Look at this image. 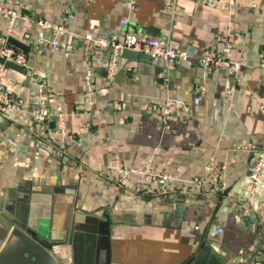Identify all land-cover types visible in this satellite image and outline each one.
Instances as JSON below:
<instances>
[{"label":"crops","instance_id":"0c3cea01","mask_svg":"<svg viewBox=\"0 0 264 264\" xmlns=\"http://www.w3.org/2000/svg\"><path fill=\"white\" fill-rule=\"evenodd\" d=\"M16 1L27 20L18 21L8 38L29 52L25 74L7 68L4 78L21 111L0 130V196L21 187L32 194L35 188H56L74 193L79 213L114 202L116 212L135 215V225L120 226L103 246L90 245V264H186L205 238L221 264H264V171L255 195L246 194L251 164L264 155V120L257 108L264 105V70L258 67L264 55V0H219L220 8L177 0L173 10L164 0H138L131 29L192 56L167 77L157 60L129 64L121 56L111 80L110 53L94 51L83 38L121 41L126 0L0 4ZM39 21L65 29L58 50L47 46L52 34ZM6 29L0 19V36ZM228 41L234 43V58L245 60L248 69L237 76L204 72L197 59L220 52ZM89 70L94 74L91 107L84 85ZM231 88L235 93L228 101ZM163 101L176 103L168 130L152 109ZM34 106L60 109L68 135H59L54 120L36 125L28 115ZM247 144L254 153L236 151ZM211 157L225 168L222 185L213 192L205 184L196 194L190 183L204 176ZM112 159L137 169L149 166L177 181L163 196L157 188L148 197L125 193L107 171ZM170 199L176 205L166 204ZM169 211L178 216H166ZM77 217L83 224L84 215ZM53 254L73 264L78 249L57 247ZM200 261L219 262L209 251Z\"/></svg>","mask_w":264,"mask_h":264},{"label":"built area","instance_id":"2783aa9c","mask_svg":"<svg viewBox=\"0 0 264 264\" xmlns=\"http://www.w3.org/2000/svg\"><path fill=\"white\" fill-rule=\"evenodd\" d=\"M199 1L210 8L221 7V1L219 0ZM137 2L138 0H126L124 6L126 16L119 22V26L125 30L121 41L95 38L90 34L83 38V41L94 51L110 53V60L107 66L110 80L117 74V63L122 51L144 54L152 60L159 61L162 65V74L166 77L170 75L171 68L180 66L192 56L188 50H174L168 44L161 43L156 38L141 36L135 33L130 27V17L137 9ZM176 2L177 0H164L165 8L173 10ZM0 19H3L7 24L6 35L0 36V60L4 61V63H12L26 68V55L8 44L9 34L15 24L18 21L27 20L21 11L20 3L16 1L11 6L0 4ZM37 25L52 34L53 40L47 46L52 50H58L57 39L65 34V29L62 26H56L45 21H39ZM234 47V43L228 41L223 44L220 52L202 55L197 59V62L204 72L222 71L237 76L248 69L249 66L245 60L234 58ZM258 67L264 70V55L261 56ZM6 70V65L0 63V116L10 119L12 114H17L21 111V105L15 101L14 97L4 87ZM30 76L35 78V73L31 72ZM93 77L94 74L91 70L87 71L84 77V85L86 88L85 101L89 107L93 105ZM234 93L235 90L233 88L229 89L226 93V99L228 101L232 100ZM175 104L172 101H163L155 102L152 106V109L157 110L161 114L163 124L167 130L169 129L168 120L171 115V110ZM257 108L264 120V105H259ZM183 110H185L184 107ZM28 115L39 126H43L54 120L59 135L62 137L68 135L65 126V114L60 109L51 111L43 106H34L29 110ZM236 151L254 153L255 149L254 146L247 144L237 146ZM107 171L110 175L116 177V186L123 192L144 197L151 196L155 193L153 192L154 188H157L162 196L169 194L171 192L169 188L170 184L177 181V178L169 174L159 173L149 166L142 169L127 167L118 159L109 161ZM263 171L264 155H258L250 167L248 184L246 186V194L249 197L255 195ZM224 175L225 168L220 166L215 158L211 157L204 168V176L190 183L191 188L194 193L201 194L203 186L208 184L211 186V191L216 192L222 185Z\"/></svg>","mask_w":264,"mask_h":264},{"label":"water","instance_id":"95a60500","mask_svg":"<svg viewBox=\"0 0 264 264\" xmlns=\"http://www.w3.org/2000/svg\"><path fill=\"white\" fill-rule=\"evenodd\" d=\"M8 44L20 52H29L28 47L12 38H8ZM121 56L129 64L151 60L147 55L130 51H122ZM0 63L19 74L26 72L18 65L4 63L2 60ZM10 125L9 118L0 116V130H6ZM31 190L21 187L19 193L14 191L0 196V264H64L53 254L57 247L63 246L78 249L73 264H90L88 251L94 241L98 242V246H103L109 234L120 226L135 225L137 221L133 214L116 212L114 202L82 214L77 211L74 193L69 190L35 188L34 194ZM176 198L181 201L186 199L184 196ZM175 203L171 199L166 202L170 205ZM177 205L175 213L179 214L181 208L180 204ZM171 214L173 211L166 213V216L171 217ZM78 215H84L83 224L78 222ZM211 248L205 238L198 254L186 264H203L200 259L207 255V251L219 261L210 264H221Z\"/></svg>","mask_w":264,"mask_h":264}]
</instances>
